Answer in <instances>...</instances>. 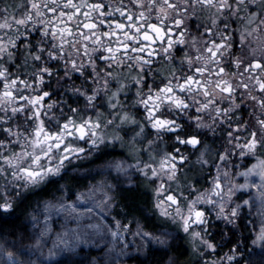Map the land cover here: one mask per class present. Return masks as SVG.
<instances>
[{
    "label": "snow or ice",
    "instance_id": "1",
    "mask_svg": "<svg viewBox=\"0 0 264 264\" xmlns=\"http://www.w3.org/2000/svg\"><path fill=\"white\" fill-rule=\"evenodd\" d=\"M0 3L4 5L0 8V234L9 225L19 226L21 213L32 206L30 197L45 196L22 222L20 240L13 232V239L0 243V264H48L43 249L53 232L51 217L60 213L65 214V222L47 253V257L61 256L56 264H114L111 253L121 241L117 252L121 257L134 250L136 259L140 253L147 259L160 251L168 255L167 264H188L175 252L169 254L185 237L192 244L190 255L201 258L202 264H264V0ZM200 13H206L209 22L197 24L196 34L191 35L188 21ZM201 27L203 32L198 31ZM33 32L37 33L34 42ZM234 33H238V49ZM178 45L183 46L180 67L174 63ZM81 52L87 60L81 57L78 62ZM157 57L164 60L155 69L161 81L148 86L144 74L155 67ZM17 60L21 63L16 64ZM42 60L44 65L36 67ZM98 60L104 63L102 70ZM29 61L31 82L12 70L14 66L23 71ZM61 61L65 77L70 71L78 72L92 82L72 87L79 99L75 107L65 105L67 112L63 107L54 110L59 100L46 101L51 95L45 90V79L55 72L50 62ZM129 82L138 86L131 104L144 106V119L156 130L157 140L161 133L173 134L175 143L191 146L198 153L196 165L203 168L215 163L208 187L202 189L195 174L181 173L190 157L179 148L160 154L155 140L143 143L144 120L129 110L128 97L121 99ZM244 101H251L254 109L248 118L239 114ZM224 102L227 107L222 106ZM165 106L168 114L163 111ZM193 107L197 113H207L208 120L189 115L193 125L171 118L172 112L187 113ZM218 122L228 123L231 130L222 148L210 157V146L203 139L206 133L201 130L215 131ZM116 142L129 149L135 163L105 159L110 144ZM142 149L147 150V160L141 158ZM234 155L254 162L239 170L229 168V163L235 164ZM95 161L99 163L94 168L82 167ZM113 171L115 182L108 179ZM141 173L153 193L148 210L158 214L157 228L145 231L135 217L127 223L116 217L105 222L103 214L120 204L126 209L136 205L140 191L134 177ZM88 175L105 178L73 192V181ZM245 208L253 215L249 221L254 225L252 250L245 236L243 241L229 239L228 251L223 252L210 231L211 221L213 217L222 220L235 236L238 222L248 214ZM28 222L34 229L38 226L30 235ZM129 232L139 241L134 249L126 240ZM24 239L34 243L25 245ZM97 240L106 242V250L98 256L84 254L81 246ZM218 250L223 255L216 256Z\"/></svg>",
    "mask_w": 264,
    "mask_h": 264
},
{
    "label": "flooded vegetation",
    "instance_id": "2",
    "mask_svg": "<svg viewBox=\"0 0 264 264\" xmlns=\"http://www.w3.org/2000/svg\"><path fill=\"white\" fill-rule=\"evenodd\" d=\"M13 2H15V0H9V3H13ZM105 2H108V0H105ZM125 3H127V0H125ZM3 6L4 5L2 3H0V8H3ZM206 16H207L206 13H200L198 17H192L188 21L189 26L193 29L191 35L196 34V31H197L196 25L197 24H201V23L207 24L209 22L206 19ZM103 27H107V26L105 25ZM231 28H235V25H231ZM31 29H32V25L29 24L27 26V30L29 32H31ZM198 31L203 32V28L202 27L199 28ZM234 35H236V37H237V40H236V43L234 46L238 49L240 47V44L238 42V33H234ZM21 39L23 40L24 38L21 37ZM31 39L34 42L37 39V33L33 32L31 35ZM182 48H183V46L178 45L177 49L174 50V55L176 56V60L174 61V63L178 67H180L179 56L181 55V49ZM157 51H159V48H157ZM145 55H147V53H145ZM81 57H83V52H81L80 56L76 57L78 62H80ZM83 59L87 60V57H83ZM154 60L156 61L155 67L150 68L147 71V73L144 74V79L147 81L148 86H158L160 84V81H161V77L155 74V69L159 68V66L164 63V60L160 59L159 57L154 58ZM20 63H21V61H19V60L16 61V64H20ZM44 63H45V61L42 60L40 62V64L37 65L36 67H41L44 65ZM63 63H64L63 61H61L59 64L50 62V66L55 69V72L51 75L46 76V79H45L46 89L45 90H48L50 92V95H51V100L46 98L47 102H51L53 100H59L61 102L60 105L58 106V108L54 109V110L58 111L59 108L63 107L64 111L67 112V108L65 107V105H71V106L75 107L76 106L75 102L78 101V99H79V97L75 93L72 92V87L73 86L80 87L82 84L87 86L88 84H91L92 82H91V80H86L85 76L81 73H78V72H71L70 71L68 76L65 77L64 76L65 69L63 67ZM97 63L99 64V66L102 70L104 68V63L102 61H99V60L97 61ZM169 63H173V62L170 61ZM86 69L88 71H90L91 66L87 65ZM12 70L18 72V74L25 76L31 82V77L28 76V73L33 71L31 61H29V65L23 71L18 70L14 66L12 67ZM230 70L236 71L237 69L231 68ZM185 71H187L186 68H185ZM239 71H243V69H240ZM134 74L135 73H133V75ZM136 87H138V86L135 85L134 82H129V85L126 88L125 92L121 93V99L124 100L125 97H128V100H125V103L128 105L129 110L136 114L138 120H144L145 122H147L144 119L145 115H146L144 106L137 104L133 107L131 104V100L134 99V93H135ZM28 91H31V90L29 89ZM238 99H242V98L239 97V95H238ZM251 105H252L251 101H244L241 104L239 114H242L245 118H248V113L254 111V109L252 108ZM222 106L227 107L228 103L224 102ZM163 111L165 114H168V107L165 106ZM189 115H191V116L201 115L205 118L206 121L208 120V114L207 113H197L195 110V107L189 109L187 113L177 114L175 112H172L171 118L178 120L181 124H193L194 125L195 122L188 119ZM229 115H231V114H229ZM141 116H143L142 119H141ZM136 130L138 131V129H136ZM229 130H231V129L229 128L228 123H219V122L215 126V131H213V130H201V131L206 133L204 135L203 139H204V142L206 144H208L210 146V149H211V151L209 152V156H210V154H213L214 155L213 157H215V150L222 148V145H224L226 142L225 138L227 135V131H229ZM130 133H132V129H130ZM146 133L154 135V134H156V130L152 129L151 125L149 124V126H147V128H145V135H146ZM160 139H161V144L157 145L158 148H162L163 145L165 144L164 145L165 150L174 151L176 148H179L181 153H185L190 157L189 160L185 164H182V167L189 169L190 167L188 165H191V168H197V167L193 166L191 160H193L196 157V155H198V153H196V151L194 149H191V146H183V145H180L178 143H175L173 134L161 133ZM121 149L122 148H121L119 142H116L114 145L110 144V147H109V150L113 151L112 153L114 155H120L122 153ZM113 156H111V157H113ZM233 161H235V164L233 165L232 163H229L227 165V167H229V168L235 167L237 170L240 169L241 165L249 166L250 163L253 162V160H251V159L246 160L244 158L239 157L238 155L233 156ZM193 162H195V160H193ZM198 167H200V166L198 165ZM186 169H185V171H186ZM202 170L203 171H201V173H200V171L198 172V176H199V174L201 176V174H204L207 171H208V173H205L206 175L205 176L203 175L201 180L199 179L200 178V176H199L198 181L200 182V185L202 187H206L207 185L208 186L210 185V181L207 179L210 176V172H211V175H213L215 173V163L203 166ZM248 191H251V190H248ZM246 192H247V190H246ZM244 198H247V196H245ZM244 211L246 213H248L247 215L244 216L245 225H246V228L248 229V231L251 233V229L254 227V225L252 223H250L249 221H250V217H251V219H253V216L247 211V208H245ZM215 223L218 224V227H220L222 225V222H215ZM238 223L240 226L242 224V221L238 222ZM224 228H226V227H224ZM235 230H239V227H237ZM250 241H251V239H250Z\"/></svg>",
    "mask_w": 264,
    "mask_h": 264
},
{
    "label": "trees",
    "instance_id": "3",
    "mask_svg": "<svg viewBox=\"0 0 264 264\" xmlns=\"http://www.w3.org/2000/svg\"><path fill=\"white\" fill-rule=\"evenodd\" d=\"M112 152L113 151L108 149L107 156L105 157V159H109L111 156H113L114 154ZM122 153H123V151H122ZM95 162L99 163V161H95ZM85 165H88V163H85L82 166H85ZM189 169H191V171H189ZM189 169H186V172H188L189 175H192L193 173L199 172L197 170V168H189ZM135 179H137L139 181V191H140V197L137 200L136 205L134 207H132L131 209H126L124 204H120V206H118L112 210V214L116 218L123 219L125 223L128 222V219H132L133 217H135L139 221V223L143 226L144 229L153 231L158 226L157 221H156V216L158 214L148 210L150 207L148 202L153 199V193H152L151 187L145 186L146 182L143 179V176H141L140 174L138 176H136ZM86 185H87V179L85 177H83L81 179L74 180L73 184H72L73 192L75 191L76 188L84 187ZM39 196L42 197L44 195H39ZM36 197H30V201H31L32 205H33L34 199ZM31 207H28L26 212L21 213V221L17 222V224L19 226H12V225L7 226L8 230L6 232L0 234V240H2L4 238H13L10 235V233H13V232L15 233V238L22 234V227H23L22 222L26 221L27 214L31 210ZM126 216H127V219H125ZM244 219L242 221V224L239 226V230H235V236H233L232 233H230L228 231V229L231 226L226 227L223 230L212 231L213 229L212 228L210 229V231L213 234V238L215 239V241L218 244H220L221 247L223 248V252H226L228 250V247L225 245L229 239H233V240L240 239L241 241H243V238L245 236H248L249 237V244H250L251 234L248 231V229L246 228ZM213 224H214L213 227L215 229L219 228L218 224H216V223H213ZM28 233H29V230H28ZM222 233L225 234L223 240H221V234ZM152 247L156 248L159 246L153 245ZM173 252H175L179 256L181 261H187L188 264H202L201 258H199L195 255H190L192 252V247L189 244L187 237H185L183 240L177 241V247L170 249L169 254H171ZM223 252L218 250L215 255L221 256V255H223ZM90 253H91V251H90ZM137 255L138 254L135 253L129 258V261L131 262V264H142V262H143V264H167V260H168V255H165L163 252H160V251L152 252L151 255H149L147 257V259L144 258V254H139L140 259H136L135 257ZM211 258H215V256L210 257V259ZM53 264H56V261H55V263L53 262ZM225 264H227V263H225Z\"/></svg>",
    "mask_w": 264,
    "mask_h": 264
},
{
    "label": "rangeland",
    "instance_id": "4",
    "mask_svg": "<svg viewBox=\"0 0 264 264\" xmlns=\"http://www.w3.org/2000/svg\"><path fill=\"white\" fill-rule=\"evenodd\" d=\"M143 118V116H141V119ZM144 124H145V128H147V126H149V124L147 123V122H145L144 121ZM130 129H132V126H129L128 127V130H127V135H128V137H131L132 136V133H130ZM147 135V136H146ZM146 139H144V141H143V143L144 144H146L147 143V139H152V140H155L156 141V148H157V150L160 152V154H162V152L165 150L164 149V145H163V147L162 148H158L157 147V145H160L161 144V139H159V140H157V137L155 136L156 134H147L146 133ZM213 135V134H212ZM138 142H139V138H138ZM163 144V143H162ZM121 146V145H120ZM122 149H121V151H123V153H121L120 155H114L113 157H111V158H117V159H121V158H123V159H126V160H128V162H130V163H135V161H134V159H132L131 157H130V155H129V149L127 148V147H121ZM181 154H185V153H181ZM147 155H148V153H147V150L146 149H142L141 150V158H143V159H145V160H147ZM185 155H187V154H185ZM214 155L213 154H210V157H213ZM111 158H109V159H111ZM193 159V158H192ZM193 160H196V157L193 159ZM193 160H191L192 161V164H193V166H195V167H197V170L198 171H200V173H201V171H203L202 170V168L201 167H198V165H196L195 164V162H193ZM254 162V161H253ZM98 162H95V163H93V164H88V165H85V166H82V167H84V168H89V167H95V165L97 164ZM190 168H191V165H188ZM188 167V168H189ZM185 169L186 168H184V167H181V173H184V172H186L185 171ZM205 173H208V171L207 172H205ZM201 174V176H200V174H199V176H200V180H201V178L203 177V175L205 176L206 174ZM193 174H195L196 175V179L199 177L198 176V173H193ZM192 174V175H193ZM141 176H143V174L141 173L140 174ZM210 175H211V172H210ZM117 176V173L115 172V171H113L112 173H111V176H109L108 177V179L109 180H112L113 182H115L114 180H113V178L114 177H116ZM191 176V175H190ZM86 179H87V185H91V184H93V183H96V182H98V181H100V180H102V179H104L105 177H104V175H88V176H86L85 177ZM135 178V177H134ZM238 180H240V182H243L242 181V179H240V178H237ZM198 180V179H197ZM199 182V181H198ZM3 184V181H0V185H2ZM199 185H200V182H199ZM201 186V185H200ZM173 187H175V185H173ZM206 187H208V185L206 186ZM206 187H202L201 186V188L203 189V188H206ZM82 187H79V188H76L75 189V191H77V190H79V189H81ZM74 191V192H75ZM244 191H246V190H244ZM248 191V190H247ZM187 194V193H186ZM45 198V196H37L35 199H34V203H33V205H32V207H31V210L29 211V213L27 214V218H26V220H28V218H29V216H30V214H32V212H33V209L34 208H37V205H36V201L37 200H43ZM70 198H74V197H71L70 196ZM82 207H89V206H91V205H86V204H82L81 205ZM39 209H37V213H39ZM247 211L249 212V210L247 209ZM254 211V210H253ZM251 215H252V213L251 212H249ZM103 216H104V221L105 222H109V223H111L112 221H113V217H115L113 214H112V212L111 213H104L103 214ZM253 216V215H252ZM41 219H42V217H41ZM252 219H251V217H250V221H251ZM64 222H65V214L64 213H60V214H53L52 215V217H51V221H50V223H51V226H52V228H53V232L50 234L51 235V239H49L48 240V243H47V245L44 247V249H43V251H44V256L47 258V260H48V264H53V262L55 263V261H57V260H59L60 258H61V256L60 255H53V256H51V257H47V253H48V250H49V248H51L52 247V243H53V241L55 240V234H56V232H59V231H61V225L62 224H64ZM85 222H93V221H88V220H86ZM95 222H99V217H95ZM214 222H222V225L219 227V228H214L213 226H212V231H215V230H223L224 229V227H229V226H226L225 225V223L222 221V220H220V221H217L214 217H213V219H212V221H211V223H212V225H214L213 223ZM28 230H29V235L31 234V233H33L34 231H36V230H38V226H37V229H34L33 227H32V224H31V222H28ZM132 227H133V230H135V224L134 225H132ZM145 231H152V230H146V229H144ZM22 235V234H21ZM21 235L20 236H18V237H16L15 239H17V241H19L20 240V237H21ZM181 235H183V234H181ZM5 239H8V240H11V239H13V238H4V239H2V240H0V243H3L4 242V240ZM252 239V238H251ZM126 240L129 242V245H130V248H132V249H134L135 248V246L139 243V241H138V239L137 238H135V237H133V235H132V233L131 232H129V233H127L126 234ZM188 241H189V244L191 245V247H192V244H191V241L188 239ZM23 244H25V245H28V246H30V245H32L33 243H34V241H32V240H30V239H24L23 241ZM123 243H124V241H121V243H120V245H118L117 246V250H114L112 253H111V255H112V257H113V259H114V264H131V262L129 261V258L133 255V254H135L136 252L133 250V251H130L129 252V254L127 255V256H123V257H121V256H119L118 254H117V252H118V248L119 247H121L122 245H123ZM156 246V245H155ZM82 248H83V251H84V254H90V255H92V256H98V254H100V253H102V252H104L105 250H106V242H102V241H100V240H97L94 244H90V245H82L81 246ZM252 249V245H251V241H250V244H249V251ZM256 249L257 250H259V245H256ZM8 250H14V249H11V248H9ZM90 251H91V253H90ZM202 251H203V249H202ZM228 251V250H227ZM226 251V252H227ZM140 254H143V253H140ZM35 258V257H34ZM211 259H215V258H211ZM225 263H227V261H225Z\"/></svg>",
    "mask_w": 264,
    "mask_h": 264
},
{
    "label": "bare ground",
    "instance_id": "5",
    "mask_svg": "<svg viewBox=\"0 0 264 264\" xmlns=\"http://www.w3.org/2000/svg\"><path fill=\"white\" fill-rule=\"evenodd\" d=\"M215 223V222H214ZM251 234V233H250ZM251 238H252V234H251Z\"/></svg>",
    "mask_w": 264,
    "mask_h": 264
}]
</instances>
